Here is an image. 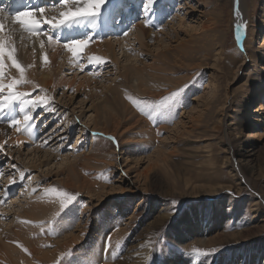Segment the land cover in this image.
Returning <instances> with one entry per match:
<instances>
[{
  "label": "rangeland",
  "instance_id": "1",
  "mask_svg": "<svg viewBox=\"0 0 264 264\" xmlns=\"http://www.w3.org/2000/svg\"><path fill=\"white\" fill-rule=\"evenodd\" d=\"M161 1L162 3L158 2L157 7L159 9L160 5L163 6L160 12L167 18L166 22L160 25L169 23L168 30H162L161 38L167 39L169 43L173 41L175 47L188 43L190 38V40L197 38L199 31L195 30L188 34L189 37L185 33H180L176 37L171 32L172 27L176 28L178 23L175 19L179 10L176 1L181 2ZM136 2L138 3V0ZM242 3L246 13L244 23L246 31L245 37L237 40V28L234 24L237 11L235 0H204L201 5L197 0L182 1L184 8H187L180 7L181 16L184 17L181 19L185 21V26L198 27L199 19L204 21L210 19L211 23L208 24L214 30L210 35L219 33L221 38L223 36V44L220 45L219 50L215 47L203 48L202 52L210 51L207 64L199 65L205 57L203 54H198L196 60L190 63L191 70L177 68L179 72L175 77L183 76L187 80L183 85L175 88L163 85L157 89L149 86L146 90H150V93L146 95L135 89L128 96L132 104L128 103L125 107L119 104L113 106L109 113L112 118L111 115H103L101 116L104 117L103 119L99 118L97 107L105 99V87L119 84L124 70L108 61L98 63L99 65L95 62L96 67H94L89 65L92 60L90 62H87L88 59L85 60L88 66L82 59L80 64L85 67L77 64L78 68L73 69L78 61L73 60L75 64L72 67L63 68L60 76L66 77V81H72L71 74L74 71L78 73V78L87 77L92 80L91 85L83 86L79 90L73 85L59 88L56 92L52 88L45 90L33 88L34 92H31L29 98L45 97L52 110L49 111L44 105L37 107V110L28 106L25 110L30 111L34 118L31 129L24 130L20 126V130H17V127L8 125L10 132L14 133V142L20 137L23 141L20 145H17V141L15 146H10L12 143L10 145L5 143L4 148L0 149V189L9 188L6 195L0 192V200L3 201L0 203V234L5 232V227L6 230L10 229L13 223L17 222L19 213L17 214L16 209L19 211L35 198L38 201L41 196L45 204L55 197L60 204L56 215L47 221H40L44 222L42 236L45 241L40 244L43 250H57L56 240L62 241L63 236L70 230H77L78 225H81L80 229H82L86 224L88 233L83 240H80L81 244L73 248L69 247L52 262L37 258L36 264H67L69 260L87 257V251L91 247L95 246L97 250L101 244L105 245L106 240H110L108 246L114 249L112 252L118 250L121 256L135 242L134 240L144 248L148 246L146 245L148 242L152 252L147 264H163L166 260H170L172 264L180 261L185 264L201 262L225 264L229 259L235 261V264H246L245 261L239 263L243 257H246L245 254L262 251L264 255V180L257 181L256 177L250 179L251 176L245 174V170L236 158L232 159L231 154L224 152L229 144L226 126L229 119L222 120L223 115L242 117L248 111L253 114V111L258 109L262 96L257 90L256 98H249L248 93L259 86H264V66L263 62L259 61L264 46L260 43L259 37L260 31L264 33V0H242ZM143 5L144 3L141 4ZM58 12L60 11L54 14ZM187 12L189 15L186 18ZM133 32L130 31L125 35L126 38H133L135 36V34L131 36ZM124 37L119 39L126 44L134 42L131 38L130 42L128 39L125 41ZM115 39L109 38V41ZM107 40L104 38L101 42ZM179 41L182 43H177ZM193 46L197 45L193 44ZM139 48L140 46L137 45L136 49ZM152 49L156 55L154 48ZM220 50L223 51V55L220 54ZM139 52L130 50L126 53L131 54L130 58L134 59L130 62L121 53L120 66H130L131 63H138L139 66L138 61L142 58L144 61L147 60V64L155 61L147 56H139ZM245 59L246 69L240 71L238 78H235ZM251 61L254 68L248 66ZM12 76L15 78V75ZM190 77L193 78L190 80ZM136 82L134 80V84ZM30 84L20 87L19 91L29 92ZM95 88L101 91H96ZM176 92L180 95L174 105L157 114L155 119H149L133 103V100L138 99L142 104H158L164 97ZM159 93L161 95H158ZM249 103H251L250 107ZM22 107L25 106L19 102L15 103L6 118H9L12 112L14 119L22 117ZM181 121L184 128L180 125V131L173 132ZM163 125L172 130L161 132ZM191 127L194 129L193 133H189ZM250 129L247 127L243 133H240L238 135L240 139H244L246 134L252 131ZM29 132L33 133L31 137L26 135ZM159 133H162V137L157 139L156 135ZM168 136L171 140L165 141ZM109 137L114 140L108 139ZM162 138L166 143L165 147H169L167 150L171 158L168 159L169 169L173 171L172 175L177 177L175 180L167 175V171L164 173V170L161 171L160 181L147 172L151 166L148 156L157 150V147L162 146L160 145ZM207 144L210 146L209 152L205 150ZM174 147L177 150L173 149ZM239 147H241L240 143H236L235 148ZM208 154L213 157L214 166H210ZM135 157L140 159L136 162ZM13 165L16 167L13 168ZM20 172H24L23 181ZM202 174L209 177L202 180L199 177ZM136 175L140 176L135 178ZM11 180H15V183ZM186 180H190L189 186L186 185ZM237 184L243 187L242 194L239 193ZM221 187L222 194L212 196L216 191H220ZM53 188L57 190L55 193L52 192ZM61 191L76 196L74 202L66 208H61L59 196ZM119 206L121 207L118 208ZM257 208H260V211L256 214L254 211ZM109 210L115 211L114 216H119L120 221L124 218L123 224L135 213L138 214L139 221L129 232L118 238L111 230L109 231V227L107 231L103 228L96 229L97 223L102 222L103 225V216ZM165 212L170 215L165 223L162 222L158 226L150 225L148 231L143 234L144 229L155 219V216ZM214 217L223 219L224 222L217 224L209 235L229 236L230 234L235 235V238H226L214 248L204 249L199 240L202 239L203 242L206 240L205 233L200 236L194 234L192 237L183 230L180 236L176 232V228L190 220L193 221L191 224L195 227L199 226L201 231L208 228L211 230L217 221L212 224ZM11 221V224L5 225ZM134 235L135 239L132 238ZM97 236L100 237L98 243L95 242ZM53 239L56 240L52 241ZM197 249L201 250V253L207 251L210 254L198 253ZM102 259H98L96 264H101L106 258Z\"/></svg>",
  "mask_w": 264,
  "mask_h": 264
},
{
  "label": "bare ground",
  "instance_id": "2",
  "mask_svg": "<svg viewBox=\"0 0 264 264\" xmlns=\"http://www.w3.org/2000/svg\"><path fill=\"white\" fill-rule=\"evenodd\" d=\"M113 1L114 0H107L106 4L102 8V10H105L104 14L107 17L106 21L110 25H113L114 23H116V21H113L111 19L112 14H107L108 12H110V10H114V8H116V4L111 6L112 4L111 2ZM168 1L170 0H166V2ZM179 1L181 3H178L176 1V5L177 7H179V10L177 11L178 12L177 17L175 18L178 21L177 27L175 28L173 25H176V24H173L172 25L173 27L171 26L173 31L171 32L175 34L176 37L180 33H185L187 34V37H189L188 34H190V32L195 30V31H199V35H197V38L193 40H190L191 39L190 38L189 41H187L188 43H185V44L180 41L177 42V43H182L181 45L179 44V46L177 45V47H175L176 45L175 46L173 45V41L169 43L167 39L165 40L161 38L162 30L165 31L167 28H169V25H168L169 23L164 26H161L159 25V23L157 25L156 23L157 20L155 22V19H154L155 15L153 12L158 9L157 7L158 2L162 3L161 0H154L152 7L148 11L147 14L145 13V10H144L145 15L143 19L144 21L150 20L151 22L150 26H146L144 22L142 24L140 23L139 25L134 26L133 27L134 29L132 30L134 32L132 33V35L130 33L132 37L135 34L133 38L130 37L134 41L132 43L126 44V42L119 39V37L118 38L116 37V39L114 38L115 39L114 41H111V40L109 41L108 39L107 41L101 42L102 34L105 31H107L105 26H108L109 24L106 22L104 25L103 20L101 19L99 21V24H97V20H96L98 19L97 17L73 22L71 24L63 25L56 29H49V32H51L53 36H55V34L57 33H63L65 29H67L69 31V36L67 37L69 40L68 42L73 41V40H81V39H88V38L93 39L94 42H90L89 46L85 48L83 52L81 53L83 55V57L81 56V58L83 60L88 59L87 62H90V60H92V57H96L98 58L99 61L101 60L99 63H102V62L104 63L108 61V63H112L113 65L118 66L122 71L124 70V72L120 76L122 80L119 82V84H113L108 87H105L106 89V93L104 96L105 99L103 100V103H101L97 107L99 111L98 114L100 115V116L99 115L97 116L99 118L103 119L104 117L102 118L101 116L111 115L109 114L111 112L110 110L113 108V106H117V104L123 107L127 106L128 103H130L128 96L131 95L132 91L135 89H138L142 95H146L147 93H150V90H146L149 86H151L152 89H157L163 85H167L168 87H171V88H175V87H179L183 85L184 82L187 80H185L183 76L175 77L177 72H179L177 68L178 69L185 68L188 71L191 70L189 67H191L192 64L190 63L196 60V57L198 54H203V56L205 57V60L199 63V65L203 66L204 64H207L206 61H208L210 51L202 52L203 48L207 47L208 49V47L209 48L215 47L218 49L220 48V45L223 44L222 42L223 36L221 38V36L218 35L219 33L210 35V33L211 32L213 33L214 31L213 29H211V26L208 24V23H211L210 19L209 20L207 19L208 21L199 19L198 20L199 24L197 25L198 27H196V25L195 27H192V26L190 27L188 25L185 26V21L182 20L184 17L182 18L181 16L182 9H180V7L183 9H187V8H184L185 5H182V1H185V0H179ZM197 1H198V4L200 3V5H201V2L202 3L204 2V0H197ZM237 8L241 15L240 17H237L235 14L234 24L237 25L239 23V24L245 25L244 23H245L246 13L243 7L242 0H240V3L238 5H236V10ZM60 11H62V9ZM55 12L56 10H47L45 15L48 17H51V16L58 17L60 12H58L57 14H54ZM129 12H124L125 13L124 16L126 17L127 16L126 14H128V18H131V16L129 15ZM151 15H152V18H151ZM188 15H189V12H187L186 18ZM3 18H4L5 24L8 27H14L16 29L19 28V25H14L11 18L7 17L5 14ZM122 22L123 21H121L120 23ZM213 25H214V22H213ZM245 31L246 30L239 31L240 39L245 37L244 35ZM107 32L104 33L103 36L108 34ZM172 35H170V37ZM176 37H175V40H176ZM259 37L261 39L260 43L264 44V33H262V31H260ZM42 38L45 39L44 49H41L39 47L40 38H37L34 41L28 40V39L21 41L19 38V32L17 31L16 33V47L18 48V58L21 61V63L26 67V73H25L26 79L29 80L31 83V84L29 83L30 85H28L30 86L28 88L30 90L28 93H31L32 91L34 92L33 88L35 87L37 89L41 88L44 90L45 88L47 89L52 88L56 92L59 90V88L63 89V87H69L70 85H73L74 88H77V90H79L83 86H88L92 84V80L90 78H87V77L86 78L82 77L83 79L78 78V75H77L78 73H75V71L73 74H71L73 75L71 82L66 81V77H63V76L61 77L60 75L62 74L61 72L63 68L72 67L75 64L74 62H72L74 58L72 54L68 53L67 50L63 48L62 45L60 44H57L55 46L49 45L46 42V37H42ZM124 38H125L124 39L125 41L128 39L126 38V36ZM130 38L128 39V42L131 41ZM57 40H59V38H57ZM135 42L138 44H135ZM193 44H196L197 46H193ZM137 45L140 46L139 49H136ZM134 48L137 52L142 50V52L141 51L139 52V56H147L151 58L152 61L154 60L155 61L153 63L149 62L150 64L149 63L147 64V60L144 61V59L141 57L142 59L138 61L139 66L137 65L138 63H135V64L131 63L130 66H127V65L120 66L121 61L119 62V59H120L119 56L121 55V53L123 54L122 55L123 57H127L129 59L128 62H130L131 60L134 61V59L130 58V56H132L131 54L130 55L126 54L130 52V50L134 52L135 51ZM152 48H154L156 55L153 53ZM117 49L119 50L118 51L119 53L117 52ZM262 49L263 50L261 52L259 61L260 62L262 61L263 62L262 65L264 66V46L262 47ZM222 52L223 51L220 50L221 55H223ZM44 55L48 56L49 62L47 64L43 63ZM246 59L245 61H242V64L240 65L238 72L235 74V78H238L237 75L239 74L240 71L243 72L246 69L245 68V65L247 63ZM76 60H80V59H76ZM77 63L78 61L76 62V66H74L73 69L78 68ZM85 63L86 61L84 62V64ZM96 64L99 65L98 63ZM80 65L83 68L85 67L83 64H80ZM85 65H88V64H85ZM248 66L251 68H254L253 62ZM82 67L79 66V68L81 69ZM94 67H96L95 64H94ZM40 69H43V71H40ZM5 73H6V77L8 78V80H10V78H14V76L11 77V75H15V77L19 76V73L17 72L15 68H10L7 66L5 68ZM191 78L193 77H190L189 79L191 80ZM134 80L137 81L136 84H134ZM95 90L101 91L98 88H95ZM256 90L259 91V94L262 96V98L260 99L259 105L257 106L258 109L254 110L253 114L250 111H248L247 113L245 112L246 114H244L242 117H238V115H236L235 117L232 115H226V114L223 115L222 120L224 118L229 119L227 121L228 124H226L229 144H228L227 150L224 149L225 150L224 152H227L228 155L231 154L232 159L236 158V161L240 163L243 170H245V174L249 177L251 176L250 179L256 177L257 181L259 180L262 181L264 180V175H263V171H264V168H263L264 166V86L262 87L259 86L257 87V89L249 91L248 93L249 98H256L255 96ZM158 95H161V93H159ZM136 97L138 96L136 95ZM3 98H4L3 96H0V100H2ZM250 106H251V103H249V107ZM14 109H15V106H14ZM10 110L6 109L3 114H0V149L4 148L5 143L7 145H10L12 143L10 146H15L17 141H18L17 145H20V142L23 141V139L20 137L14 142V138H13L14 133L10 132L9 126H8L10 125L8 121L10 119H14L13 112L11 113L9 118H6V115ZM111 118H112V115H111ZM95 121L97 123V117L95 118ZM180 125L182 126V128H184L183 122L181 121L173 129V132L176 133V131H180V128H179ZM165 126L161 128L160 130L161 132L166 131V130H170V131L172 130L168 126L166 127ZM247 127L251 128L250 130L252 131H249L246 134L244 139H240L238 135L240 133H243L244 130L247 129ZM189 130H190L189 133L191 132L193 133L194 129L191 127V129ZM32 134H33L32 132L31 133L29 132V134H26V135H29L31 137ZM161 134L162 133H159L158 135H156V138L160 139L162 137ZM163 138H162V142H160V145L162 144V146L157 147L159 146V144H157L158 142L155 143L157 144L156 147L158 149L155 150L150 156H148V162L151 164V166H149V169L147 170V172H150L151 175L156 178V180L160 181L162 179L161 171L164 170V173L165 171H167V175L168 176L170 175L173 178V180H175L177 177L176 176L174 177V175H172L174 174L172 173L173 171H170L169 169L170 161L168 159H171L169 156L170 153L169 155L167 153L168 152L167 150L169 147L168 146L165 147L166 143L163 142ZM168 140L169 141L171 140L169 136L168 138L165 139V141H168ZM240 140L241 142H239ZM196 142L199 143L200 141H196ZM236 143H240L241 147L236 149L235 148ZM209 148L210 146L209 144H207L205 150H208L207 152H209ZM173 149L177 150L176 147H174ZM6 153L7 152H5V154ZM208 156H209L208 162L210 166H214L213 157L210 156L209 154ZM135 159H136L135 161L137 162L140 158L138 159V157L137 158L135 157ZM139 176L136 175L135 178H138ZM199 177H201L202 180H206L207 177H209V175L206 176V174H202ZM143 178H145V176ZM11 181L13 183V180ZM134 183H137V182H134ZM185 183L187 186H189L191 182L190 180H186ZM11 187H13V184ZM237 187L239 188V191H240L239 193L244 192L243 191L244 189L242 186H239V184H237ZM219 190L220 191H216L215 189L214 191H216V193L212 194V196L216 197L219 194H222L221 193L222 187ZM28 203L29 204L26 207L20 208L19 211L18 209H16L17 214L19 213L18 217L16 218L17 222H15V219H14L15 223H13V226L7 230H6L7 227H5L4 229L5 232L0 234V264H36L35 260L37 258L41 259L42 261L47 260L49 262H52L53 260H55V257L62 255L64 251H66L69 247L73 248L74 246L76 245L78 246L79 244H81L80 240H83L88 233L87 226L85 227L86 224L83 226L82 229H80L81 225H78L77 230H70L69 232H67L63 236L64 238L62 241H60L59 239L57 241L55 239L56 246L58 247L57 250L54 249L53 251L51 250L45 251L43 250L42 246H40V244L43 241H45L43 238L44 236H42L43 234L42 232L44 231V227H43L44 222H40V221H44V220L47 221V219L56 215L60 204L55 197H52V199H49L47 204H45L42 201V196L38 199V201L35 198L34 201L32 200V202H28ZM253 206H256V205H253ZM120 207L121 206H119L118 208ZM153 209H154V206H153ZM164 209L167 210V208H164ZM258 211H260V208L255 209L254 212L257 214ZM114 212L115 211L109 210L103 216L104 217L103 225H102V222L97 223L96 229L100 230L101 228H103V230L107 231L109 227V231L111 230L113 232V233L112 232H109V233L116 234L117 237L120 238L125 233L129 232L135 226L136 222L139 221V216L137 213H135V215L128 218L127 222L123 224V221H125V219L123 218L120 221L119 216L118 217L114 216ZM169 217L170 215H168L167 212H165L164 214H159L158 216L156 215L155 219L152 222H150V224L148 225L146 229H144L145 231L143 232V234L148 231V228L150 227V225L158 226L162 224V222L165 223V221ZM215 220H217L215 222L216 225L214 224L215 226L212 227L211 230L208 228V229H205L204 231H201V229L198 228L199 226L198 227H195V225L193 226V224H191V222L193 221L190 220L189 222L187 221L188 223L185 222V224H183L181 227L179 226V228H176V232L180 236V234L183 233V231H185V233L186 232L189 233L190 236L192 237H194V234H196L197 236H200V234L205 233L206 240L204 242L202 241V239L199 240V242L201 243V246L205 247L204 249L214 248L226 238H233L235 236V235H230V234L229 236L227 235L222 236L220 234H217L214 236L209 235L210 232L213 231L215 227H217V224L224 222L223 219H217V217H214V219H212V224L214 223ZM11 223L12 221L8 222L5 225L7 226ZM121 225H124V226H121ZM8 231H9V234H11L12 236L7 234ZM39 235L40 237H38ZM132 238L135 239V235ZM99 239H100L99 236L95 237V242L98 243ZM55 240L53 239L52 241H55ZM134 241L135 242H133L130 245V247H128L127 251L123 253L122 256L121 254H119L118 250L115 252H112V250L114 251V249H111L109 248V246L106 247V245L101 244L97 250L95 246L91 247V249L87 251V257L69 260L67 264H96L97 260L98 259L101 260L103 257H105L106 259L105 261H102L101 264H147L149 260L148 258H150L149 256L152 252V247H150V244L148 242H146V245H148L147 247L145 248L140 247V245H138L139 243H137L136 240ZM244 256L246 257H243V259H241L239 263L245 261L246 264H251L253 262H255V264H264V255L262 251L257 252V253H254V252L247 253ZM163 264H172V262L170 260H166L165 262H163ZM173 264H185V263L180 261V262H174ZM200 264H204V263L201 262ZM220 264H223V263H220ZM225 264H235V261L229 259L228 262H226Z\"/></svg>",
  "mask_w": 264,
  "mask_h": 264
},
{
  "label": "snow or ice",
  "instance_id": "3",
  "mask_svg": "<svg viewBox=\"0 0 264 264\" xmlns=\"http://www.w3.org/2000/svg\"><path fill=\"white\" fill-rule=\"evenodd\" d=\"M107 0H59L58 4L62 11H60L59 16L48 17L45 15L47 7L30 8L24 11L18 12L13 16H9L14 25H19V28L8 27L4 22L5 10L0 9V96L4 98L0 100V114H3L6 109H12L13 105L17 102L24 105L21 108L23 112L22 117L10 119L8 123L17 127L20 130V126L24 130L31 129L34 124L33 115L30 111H26L25 108L30 106L31 108H36L37 106L44 105L49 111L52 110L51 106L48 104L47 100L43 96H37L34 99H30L31 93L19 91V88L30 83L26 79V67L21 63L18 58V48L16 47V33L19 32V38L21 41L28 39L34 41L39 39V47L44 49L45 39L49 45L62 44L63 48L67 50L68 53L72 54L74 60L81 58V53L85 48H87L90 42H94L93 39H81L73 40L67 43H61L59 40L54 38L49 29H56L63 25L71 24L73 22L87 20L100 15L102 8L106 4ZM154 0H145L144 10L147 14L151 9ZM236 4H239V0H236ZM240 12L237 8L236 16L240 17ZM146 26H150V20L144 21ZM237 40L240 39L239 31L246 30V25L237 24ZM128 32L124 33L123 36L127 35ZM104 39V38H101ZM92 61L99 63L100 61L96 57H92ZM49 62L48 56L44 55L43 63L47 64ZM15 68L19 73L18 77L8 78L6 77L5 68ZM35 87V86H34ZM180 93H172L169 96L164 97L158 104H147L141 101L133 100V103L139 108V110L148 116L149 119H155V116L160 112L170 109L174 103L177 101ZM108 139L114 140V138L109 137ZM13 168L16 166L13 165ZM14 175V174H13ZM21 181L24 179L23 172H20ZM15 183V180H13ZM9 189H0L5 195ZM55 188L52 192H56ZM61 199V208H66L76 199L75 194H70L66 191H61L59 193ZM3 201L0 200V203ZM110 240L105 241L106 247L109 245ZM201 253V250H196ZM201 254H210L207 251H203Z\"/></svg>",
  "mask_w": 264,
  "mask_h": 264
}]
</instances>
